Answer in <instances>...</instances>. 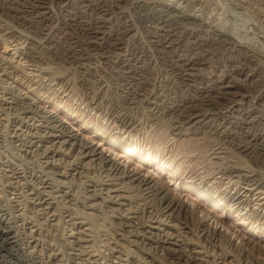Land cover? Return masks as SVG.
I'll use <instances>...</instances> for the list:
<instances>
[{"label": "bare ground", "instance_id": "bare-ground-1", "mask_svg": "<svg viewBox=\"0 0 264 264\" xmlns=\"http://www.w3.org/2000/svg\"><path fill=\"white\" fill-rule=\"evenodd\" d=\"M63 1L65 0H58V2ZM111 1L114 6L122 7L120 10L118 9V22L121 23L122 34L131 35L133 39H136L137 29L141 30V33L147 38V47L143 48L144 51L141 52L143 56L148 58L149 52L153 51L156 55L155 58L161 64L169 67V71L173 75L167 85L175 82V84L178 83L192 91L191 96L181 97L168 107L167 113L171 117L172 113L180 112L179 124H175L173 128L174 134L179 136L177 139H180L181 136L188 137V135L195 139L192 142L190 137H185L178 140L179 144H185L183 141L185 139L186 143L194 147L201 145V141L208 144L205 148L200 146V150L203 149V156H201L206 166L201 167L202 170L198 175L187 177L184 175L185 173L177 170L176 165L161 162V159L156 157L150 147L144 150L141 147L142 144L140 145V139L138 145L137 138L133 143L131 139L132 131L137 126L136 119H133L117 103L106 98V95L100 90L98 91L100 87L98 81L104 75L97 73L102 69H96L98 64H94L96 59L93 60L94 58H91L90 54V57L85 55L88 56L87 58L80 57L82 54L78 56L80 58L74 56L66 58L67 63L79 71L78 84L83 94L75 98L74 85L76 84L71 81L70 71L65 73L66 69H60L57 66L51 67L50 64L46 67H42L41 64L35 65L34 63L39 60H36L38 57L35 50V45L38 42L30 44L23 50L20 46L23 47L28 40L22 38L19 29L15 30L12 27L0 25V42L2 41L1 47L3 48L0 51V75L3 79L0 78V80L8 81L10 89V92L6 91L9 92L7 97L3 99L5 94L1 95L0 107L5 110H13L12 115L8 114L1 125L0 137H7L15 143L19 142L14 145L22 155V159L17 157L19 162L22 160L21 163L16 162V164L13 162L14 160L8 159L9 161L2 164L3 169L1 168L2 172H5L2 175L5 190L3 189L2 192L14 194L17 204L16 206L11 204V208H8L9 205L7 207L4 202H2L3 205L0 203V264H99L100 259L106 260L105 264H107L111 256L127 261L125 264H153L154 262H156L155 264H207L208 262L204 263L198 257L200 252L195 249L196 246H202L203 253L206 252L212 256L213 264H216V258H220L222 263L231 264L227 259H236L237 256L238 264H264V256H253L252 248L247 246V241H251L252 247L258 246L260 240L264 241V171L256 172L250 166H238L233 162L231 165L230 163L221 164L225 161L223 160L224 155H221L225 153V144L227 142L232 144V141L235 140L234 138L231 140V137L225 141L226 137L231 136L228 128H237L239 131L248 132L246 134H248L249 140L258 146V152L264 153L263 115L252 118L249 115L246 116L247 114L245 116L234 114L236 111L243 110L245 104L248 105L247 107L252 106L254 101L256 108L257 105H263L259 103L264 97V92L261 89L256 95V99L251 102L250 89L244 87V83H252L255 80L264 81V63L256 61V56L259 57L260 54L248 43H237L229 35V30H220V24L216 23L218 21L213 15L212 18L209 17V21H203V19L205 20L204 16L203 19H200L201 17L195 19L182 12L183 10L172 13L173 8L160 6L161 8L158 9L153 6L154 3L145 2L147 0ZM131 2H133L134 14L130 17L131 23L129 24V21L126 20L127 13L123 11V8L125 9V6ZM189 2L187 4L190 5V11L194 9L205 13L208 9L206 0ZM238 2L250 7L255 5L260 15L264 12V0H238ZM179 7L182 8V6ZM212 12V8H209L208 13L211 15ZM108 19L105 20L101 17L99 22L102 24L101 27H105ZM42 39H45L48 45L52 44V39L49 36ZM10 45H12L10 50H13V53L9 54L6 48H9ZM119 45L121 44L115 42L111 49L118 52L120 51ZM93 48L95 49V47ZM122 48L124 49V47ZM100 49L103 48H98V50ZM205 49L212 51L209 53L214 58L212 62L210 59H206V56L199 57L197 54L198 56L193 55L194 57L190 56L191 58H189L185 55L187 52L193 51L196 54L197 50ZM217 51L223 53L225 59L216 57ZM119 53H115L117 57H114V60L111 59L109 64L102 61L106 66L104 67L112 73L116 68H124L125 61L128 60L127 56L131 52L125 50L123 54ZM168 62L171 65L167 64ZM208 62L210 65L213 63L210 71L204 75L197 73L199 72L197 70L201 69L199 66L205 67ZM27 66H36L37 68L29 69ZM142 69L144 71L140 72H143L144 75L153 76L155 73L151 63ZM103 71L105 73V70ZM74 73L72 72V75ZM131 76L126 73L123 80H135ZM197 80L200 82L209 81V85H197L195 84ZM45 81L48 82V85L54 82L63 95L59 98L48 93L41 85ZM132 82L121 84L125 94L123 103L130 107L137 100L138 102L145 100L143 94H139L137 88L132 87ZM259 82L258 84H261ZM152 92L151 90L150 95ZM144 96L146 97V94ZM228 96L231 100H226L227 102L224 100L226 103L222 104L224 109L222 115L219 116L214 109L212 112L211 108H207V106L214 105L213 97L222 100ZM6 99L11 100L7 101ZM72 100L75 101V107ZM6 105L8 106L4 108ZM205 106L206 108H204ZM91 112L104 122L103 125L98 126L97 124L93 129L95 134L100 137L99 139L88 136L89 128L86 126L88 123L86 118ZM215 115L216 118L213 117ZM213 119L218 123H211ZM207 120L213 131L206 130ZM260 124L263 125L261 133L256 134L249 131H255V126ZM222 127L224 130L219 131ZM110 128L118 130V133L126 134L127 140L117 138L118 135L115 133L110 134L108 132ZM115 132L117 133V131ZM218 138L220 139L218 140ZM209 139L218 141L209 147V141H211ZM236 142L238 145L235 149L238 153L249 154V143L247 144L249 146H246V144ZM216 144L217 148H215ZM115 146L122 150L117 151ZM131 155L136 159H133L134 157L132 158ZM57 156H62L64 159L56 158ZM41 158L45 159L42 163L40 162ZM263 161L264 159L258 162ZM143 162L149 164L150 167L144 165ZM209 167L212 171L209 170ZM214 167L216 169L213 172ZM155 172L168 175V181L172 186L174 185L171 188L172 191L169 187H163L161 180L153 177ZM84 178L87 179L88 184H85ZM90 187L92 189H89ZM193 195L198 199L202 198L205 203L198 202ZM77 202L81 203L87 211L103 209L105 204H111L106 205V208H108V212H111L109 217L111 216L114 223L112 226L115 227L110 226L112 230H108V240L113 239L114 244L111 246L108 242L105 244L106 249L111 252L105 254L97 251L96 254H93V249L87 251V247L92 245H88L90 240L86 239V236H90L88 232L89 230L91 232V229L83 225H90L89 219L92 213L83 211L84 209L77 206ZM19 205L24 208L20 213L18 211L22 208H17ZM209 205H212L214 209ZM73 218L82 219L76 221ZM231 218L235 222H232ZM153 219L157 221L158 226L147 224ZM63 224H68L70 229L75 231V235L70 234L69 238H65L66 251L60 252L48 241L50 238L46 242L43 241L45 235L40 229L46 225L48 228L51 227L50 229H53L54 232L56 227L63 229ZM161 225L164 227L159 228ZM33 227H37L39 232L32 230ZM164 230L166 232L163 234ZM187 232L198 238L197 244L183 240ZM180 237L183 238L179 239ZM136 238H141L143 241L141 240L139 243ZM145 239L148 240L147 243ZM120 240L126 242L127 245H124ZM144 243L146 244L144 245ZM191 243L194 246L190 247ZM130 245L140 249L145 256L131 249ZM58 246L60 245L58 244ZM115 246H120L122 249L115 250ZM155 250H160L161 255L157 254L158 252ZM121 254L127 258L122 259ZM94 256H97L98 259H95ZM4 257H9V260ZM78 259L81 262H78ZM91 260L92 262H90ZM118 264H124V262Z\"/></svg>", "mask_w": 264, "mask_h": 264}, {"label": "rangeland", "instance_id": "rangeland-1", "mask_svg": "<svg viewBox=\"0 0 264 264\" xmlns=\"http://www.w3.org/2000/svg\"><path fill=\"white\" fill-rule=\"evenodd\" d=\"M133 1H135V0H133ZM155 1L156 0H152V1L147 0L145 2L154 3L153 6L155 8L157 7L158 9L161 8L160 6H165L167 8H173L174 10L172 11V13H174V11H176L178 13V12H181L183 10L182 12L187 13L190 17H194L195 19H199L200 17H201L200 19H203V16H204L205 20L203 19V21H209L210 18H212L211 17L212 15H213V17L215 16L216 19L215 18L214 19L216 21H218V22H216V21L215 22L220 24V30L221 29L222 30L225 29V31L229 30L230 31L229 35L233 39H235V41H237V43H244L245 42V43H248L253 48H255L257 50V52L260 54L259 57H258V55L256 56L257 57L256 61L264 63V15H263L264 12L261 13V15L258 14L259 10L255 7V5L253 7L252 6L250 7L248 5L247 6L241 5L238 2V0L237 1H235V0H206L208 2L207 3L208 9L207 10L205 9L206 11H205V13H203L202 11H198V10H194V9H192V11L189 10L190 5L187 3H190L189 1H192V0H180V1L179 0H176V1H174V0H166V1L165 0H158L156 2ZM173 2H174V4H173ZM155 3H156V5H155ZM132 5H133V2H131L129 5L127 4V6H125V9L123 8V11L125 13H127L128 18H126V20L129 21V24L131 23L130 17L133 16L132 14H134V6H132ZM179 6H182V8ZM121 8L114 6L111 0H74V1L73 0H65L63 2H58V0H0V25H3L4 27H8V28L12 27V29H15V30L19 29L18 31H19V34L22 36V38L23 39L27 38L26 40H28L25 44L23 43L24 44L23 47H22V45L20 46L21 49H23V50H25L28 46H30V44H33V43L36 44L38 42V44L35 45V48H36L35 50L37 52L36 55L38 57V58H36V60H38V59L39 60L34 63L35 65L41 64L42 67H46L47 65L49 66V64H50L51 67L57 66L60 69H63V68L66 69L65 73L70 71L69 73H71V75H70L71 81L76 84V85H74V87H75L74 94L76 95V96L74 95L75 98H77L81 94H83V91H82L81 87H79L80 85L78 84L79 83L78 79L80 78L79 73H78L79 71H78V69L71 66L70 63H67L66 58H68L69 56H74L77 58H80V57L87 58L88 56H85V55L90 54L91 58H94L93 60L96 59L94 62V64H96V65L98 64L97 66L95 65L96 69H99V70L102 69L101 72L103 70H105V73H104V71L102 73L97 72V73L104 75V77H101L102 79L100 78L101 80L99 79V81H98L99 86H100L98 88V91L100 90L102 93H104L106 95V98L117 103V105L121 106L123 108V110L125 109V111L129 115H131L133 117V119H136L135 123L137 124V126L132 131V134H133L132 139L130 137H129V139H131V141L134 143L135 138H137V141H136L137 145L139 144L138 141L140 139V145L142 144L141 147L144 150H146L147 148L150 147V150L153 151V153L156 155V157H159L161 159V162L172 163L173 165H176L177 170L183 174L185 173L184 175H186L187 177L192 176V175L196 176L201 172L202 168L206 166L205 163L203 162L204 159L202 157L203 156V153H202L203 149L200 150L201 149L200 146L202 148L203 147L205 148L206 145H208V144L205 141H201L202 142V143H200L201 145H197V147L199 146L198 150H197V147L190 146L188 143H186L187 142L186 139L183 140L185 142V144H179L178 140H181L182 138L187 137V136H181L180 139H177L179 136L174 134L175 130L173 128H174L175 124L176 125L179 124L178 121H180V118H181L179 116L180 112L172 113L171 117H170V114L167 113L168 107H170L175 102H177V100L180 99L181 97L186 98V97L191 96L192 91H190V89H188L185 86H180L178 83L175 84V82H171L169 85H167V82L172 80L171 76L173 74L171 73V71H169V67L167 65L165 66V64H161V62L159 60H157V58H155L156 55L154 54L153 51L149 52L148 58L143 56V53H141V52L144 51V49H146V47H147L146 46L147 38L144 36L143 33H141L142 32L141 30L137 29L138 34L136 33V39H133L131 35L122 34L121 29H120L121 23L118 22V19H119L118 18V11ZM209 8L210 9L212 8V11H213L211 13V15L208 13ZM253 10H255V11L257 10V11L255 12ZM102 15H105V16H102ZM207 15H208V17H207ZM101 17L104 18L105 20L109 18L107 20L108 22L104 25L105 27H101L102 24L99 23ZM20 30H22V31H20ZM134 31H136V30H134ZM29 32H31V33H29ZM24 34H25V36H24ZM46 36H49L52 39V44L48 45L45 42V39H42V38H45ZM51 39H49V40H51ZM30 41H33V42H30ZM115 42H118L121 44V45H119V47H120V51H118V52H120L119 54H123L125 50H127L129 53L130 52L131 53L129 54V56H127L128 60L125 61L124 68L123 67L122 68H116L115 72L112 73L109 70H107V68H105L106 66L103 64V62L106 61L107 64H109L112 60L115 59L114 57H117V54H115V53H118V52L114 49H111V47H114L113 44ZM0 43H1L0 44V51H2V49H3L1 47L2 41ZM43 43H45V44H43ZM12 44H14V43H12ZM110 45H112V46H110ZM93 47H95L96 50ZM122 47H124V49ZM11 48H12V45H10L9 48H6L9 54H10V52L13 53V50H10ZM39 48H40V50H39ZM98 48H103V49L98 50ZM37 50H39V51H37ZM197 51H198V53H197ZM197 51H196V54H195V52L192 51V52L185 53V55L189 58L194 57V56H198V55H199V57L206 56V59H208V60L210 59L211 62L214 60V58L209 55V53L212 52V51H209V49H205L203 51L202 50H200V51L197 50ZM80 54H82V56H80ZM90 55H89V57H90ZM200 55H203V56H200ZM216 55H217L216 57H219L220 59L221 58L225 59L224 54L221 53L220 51H217ZM78 56H80V57H78ZM221 56H223V57H221ZM98 58H100V59H98ZM258 58H259V60H258ZM167 59L172 60L170 58H167ZM147 61H148V63H147ZM99 62H100V65H99ZM169 62L167 64L171 65V63H169ZM209 62H208V65H206L205 67L199 66V68H201V69L200 70L198 69L197 71H199V72H197V73H199V74L201 73L203 75L205 73H208L210 71V67L213 64L212 63L210 65ZM150 63L154 67L155 73L153 74V76L144 75L143 72H140V71H144L142 68L148 66ZM27 64H29V63H27ZM154 64H155V66H154ZM27 68L36 69L37 67L36 66H33V67L27 66ZM164 68L167 70H165ZM73 69H75V70H73ZM120 69H122V70H120ZM131 70H133V71H131ZM126 71H128V72H126ZM72 72L73 73L75 72L76 74L74 73L72 75ZM126 73L129 74L130 76L132 75L131 77L134 78L135 80H131V81L123 80ZM167 73H168V75H167ZM107 74H108V76H107ZM135 74H136V76H135ZM112 75H114V76H112ZM0 76H1L0 78H2V75H0ZM164 76H165L166 80L163 79ZM84 77H87V76L84 75ZM72 78L73 79L76 78V79L73 80ZM113 79H115L116 81ZM0 81H1L0 85L2 86V88L0 86V89H1L0 90V99H1V95L3 96V93L5 94L2 97L4 99L5 97L8 96L7 93L10 92V89H9V85L7 84L8 81H2V80H0ZM138 81L140 82L139 84H138ZM203 81L200 82L199 80H197L195 82V84H197V85L201 84V86L209 85V83H208L209 81H206V80H203ZM123 82L124 83H126V82L131 83L132 82V87H135V89L137 88L136 89L137 92L139 94H143V98H145V100H143L142 102H138V100H137L138 103L135 102V103H133V105L131 104V107L128 104L123 103L124 98H125L124 97L125 94L123 92L124 90L122 89V85H123L122 83ZM254 82H255V84H254ZM254 82L244 83L245 84L244 87L246 89L249 88L251 90V91L249 90L251 102L256 99V95H258V92H260V89L262 92H264V85H263L264 81L259 82L258 80H255ZM258 82L261 84H258ZM140 84H141V86H140ZM41 85H43V88L46 89L48 93H51L56 97L60 98V96L63 95V93H60V89H58V87L56 85H54V82H51L48 85V82L45 81ZM248 85H249V87H248ZM251 85H253V86L251 87ZM4 86H6L7 89L3 88ZM177 86H178V88H177ZM117 87H118V89H117ZM119 87H120V89H119ZM146 88H147V90H145ZM256 88H257V90H256ZM150 89L153 91L151 93V95H150V91H151ZM163 89H165V90H163ZM169 89H171V90H169ZM253 89H255V90H253ZM148 90H149V92H148ZM6 91H9V92H6ZM147 93H149V94H147ZM145 94H146L147 98L144 96ZM6 100L9 101L11 99H6ZM212 100H213L212 102L214 103V105H212V106L210 105V107L207 106V108H211L212 112L215 111V113H217L220 116L224 112L223 111L224 110L223 105L227 101H230L231 98H229V96H228V98L225 97L224 99L219 100V99L213 97ZM224 100L225 101L227 100V101L225 102ZM223 101H224V103H222ZM148 102H150V103H148ZM254 102H252L253 105L249 106V107H247L248 106L247 104H245V106L243 104V106H244L243 110L244 111L243 110H240V112L236 111L234 114L235 115L241 114L243 116H245L247 114L246 116L249 115L252 118L256 117V116L261 117V115H263L262 117H264V110H262V109H264V97L262 98V100L259 101V103H261L263 105H260V106L257 105V108H256V106H254ZM204 103H206V102H204ZM218 103H220V105H218ZM73 104L75 107L76 106L75 101H73ZM7 106L8 105H6L4 108H6ZM219 106H221V107H219ZM262 106H263V108H262ZM204 108H206V106ZM213 109H214V111H213ZM3 111H4V113H3ZM5 112H6V114H5ZM9 112H11V113H9ZM12 112H13V110H5V109L0 107V118H1L0 119V121H1L0 122V129H1V125L3 124V121L7 117V115L8 114L12 115ZM210 115H212V114H210ZM213 117L216 118V115ZM34 118H37V117L34 116ZM86 120H87L86 122H88L86 126L89 128V130L87 129L88 130V136L90 138L92 137L95 139H99L100 137H98V135L95 134L93 129L97 124H98V126L103 125L104 122L101 121L99 118H97L96 115H93V112H91L89 114V116L86 118ZM208 120H209V118H208ZM211 123L217 124L218 121L215 122V120L213 119V122H211ZM206 126H207L206 130L209 129L210 131H213L209 127V121H208V124ZM255 128H256V129H254L255 131H251V130H249V131L254 132L256 134H259L263 130V125L262 124L257 125V126H255ZM111 130H112L111 128L108 130V132H110V134L115 133L116 135H118L117 138L127 140L126 134H121L120 132L118 133V130H112V131ZM220 130L221 131L224 130L223 127L220 128L219 131ZM230 130H232V131H230ZM115 131H117V133ZM242 131L243 130L239 131L237 128H232V129L228 128V132H230L231 136L226 137L225 141L232 137L231 140L234 138L235 142L232 141V144L230 142H227L225 144V146H224L226 148L225 153L221 154V155H224L225 158L223 160H225V161L222 162L221 164L224 165L225 163H230V165H231V163L233 162V164L235 163L234 165H238V166H240V165L241 166L246 165L244 167L250 166L251 169H255L256 172L264 171V161L261 163L258 162L259 160L264 159L263 158L264 153L258 152L259 151L258 146L254 145L249 140V136H248V134H246L248 132H245V131L242 132ZM0 132H2V129L0 130ZM199 135H202V134H199ZM190 136L191 135H188V137H190ZM190 138L189 139L192 140V142H193V140H195L193 137H190ZM216 138H217V136H216ZM219 139L220 138H218V140ZM10 140L11 139H8L7 137L6 138L0 137V176H1L0 177L1 178L0 179V192H1L0 193V203L2 205L5 203L4 205L7 207L9 205L8 208H11L10 207L11 204L16 206L17 203L15 202V195L14 194H7L6 192H2L5 190L4 184H3L4 178L2 177V175L5 172L4 171L2 172V169H3L2 164L5 161H9V160L10 161L14 160L13 161L14 163H16V162L21 163L22 162V160H21V162H19V160H18L19 157H21L19 159H22V155H20L21 152L18 149L16 150L17 147L15 146L19 142L15 143L12 140L10 142ZM209 140H211V139H209ZM218 140H214V141L211 140L212 143H211V141H209L210 142L209 147L214 142H217ZM236 141H238L240 144H244V145L246 144V146L250 145L249 146L250 147L249 154L247 153L245 155H242L243 153H238V151L235 149V148H237L236 145H238ZM243 142H245V143H243ZM248 143H249V145H247ZM191 147H192V149L193 148L194 149L192 150ZM115 148L119 152L122 150L116 146H115ZM215 148H217V144H216ZM236 151H237L238 155H236L237 154ZM251 153L253 154V156ZM59 157H62V156H57L56 158H59ZM133 157L134 156H132V158ZM240 157H241V159H239ZM62 158L64 159V157H62ZM133 159H136V158L134 157ZM44 160L45 159L41 158L40 162L42 163ZM226 160L229 162H227ZM36 162H38V160H36ZM56 162H58V161H56ZM200 162H202L203 164ZM143 164L150 167V165L145 163V162H143ZM258 165H260V166H258ZM215 169H216V167H214L213 172L215 171ZM209 170L212 171V169L210 167H209ZM90 171H91V169H90ZM56 177H60V176H56ZM153 177L155 179L161 180V185L165 188L169 187V189H171L174 186V185L172 186L171 183L168 181V179H167L168 175L165 173L162 174V173H156L155 172ZM83 180H84L85 184H88V181L86 178H84ZM1 181H2V184H1ZM89 189H92V187H90ZM171 191H172V189H171ZM191 193H192V191H191ZM194 198H195V200H198V202H200V203H203V204L205 203V201L202 198L198 199L195 196H194ZM8 200H10V201H8ZM2 202H4V203H2ZM106 205L109 206L111 204H105L103 209L98 208L97 210H90V211L88 210L87 211L86 209H84L82 207L81 203L77 202V206L81 207L82 210L84 209L83 211L86 210L87 212L92 213V216H90V219H89L90 225L87 226L85 224L83 226L90 227V229H91V232H90V230L88 232L90 236H86V239L88 238V240H90L88 245L92 244L91 246L87 247V251H91L93 249V251H94L93 254H96L97 251L100 253L103 252V253L107 254L111 251L106 249L105 244L107 242L109 243L110 246L112 244H114L113 239L108 240V238H109L108 230L109 229L112 230L110 228V226L111 227H115V226H112V225H114V223L112 221L111 216L109 217V214H111V212L110 211L108 212V208H106ZM71 206L73 207V205H71ZM209 206H211L214 209V207L212 205H209ZM19 207L22 208V210H19L18 213H20L24 209L22 207V205H19L17 208H19ZM216 210L220 211L219 209H216ZM27 214H29V213H27ZM197 214L199 215L200 213L198 212ZM23 217H25V216L23 215ZM91 218H93V219L91 220ZM73 219L75 220L76 218H73ZM81 219L82 218H78V219H76V221H81ZM154 219L151 222H147V224L149 223L151 226H158L157 221H154ZM87 220H85V221H87ZM229 220H230V218H229ZM231 221L235 222V220L232 218H231ZM169 223H171V222H169ZM163 227L164 226L161 225L159 228H163ZM50 228H48L46 225H43L42 228L40 229V231H42V233L45 235V236H43V238H44L43 241L45 240L44 242H46V240H48L50 238L48 241L52 245L57 247L58 250H60V252L66 251L65 246L67 243L65 241V238L66 237L69 238L70 234L75 235V233H74L75 231L73 229H70L71 227L68 226V224H63V229L56 227L57 230H55L56 228L54 227L55 228L54 229L55 234H53L54 233L53 229H50ZM18 229H20V228H18ZM32 230H38V229H37V227H33ZM166 230H164L162 233L164 234L166 232ZM46 231H47V234H46ZM38 232H39V230H38ZM56 234H57V236H56ZM46 235H48V237H46ZM52 235H55V236H52ZM184 236H185V239H183V240L197 244L198 238L196 236H194V234L187 232V233H185ZM52 237L53 238L55 237V238L53 239ZM181 238H183V237H180L179 239H181ZM136 239H137V241H139V243L142 240L141 238H136ZM120 242H122L124 245H127V243L124 242L123 240H120ZM145 242L147 243L148 240H146ZM237 242H238V240H237ZM60 243H62L63 245ZM64 243H66V244H64ZM146 243H144V245ZM192 243H191L190 247L194 246V244H192ZM58 244L60 246H58ZM263 245H264V241L260 240V242L258 243V246L252 247L251 241H249V242L247 241V246H249L250 249L252 248L251 250L253 252V256H255V257L264 256V246ZM91 247H93V248H91ZM130 247L134 251H137V253L143 254V252L140 249L136 248L134 245H130ZM146 247H148V246H146ZM201 247L202 246H196V248H195L197 251L200 252L198 254V257L201 260H203L204 263L208 262L207 264H213V261L211 258L212 256L209 253H206V252L203 253L204 249ZM59 248H61V249H59ZM118 249H122V248H120V246H115V250H118ZM155 251L158 252L157 254H159V255H161V253H162L160 250H155ZM115 255H117V253H115ZM134 255L136 257L135 253H134ZM143 255L145 256V254H143ZM159 255H158V257H159ZM120 256L122 259L127 258V257H125L124 254L123 255L121 254ZM94 258L98 259L97 256H94ZM159 258H161V257H159ZM4 259L9 260V257H4ZM238 259L239 258L237 256L236 259L229 258V259H227V261H230L231 264H235V263L238 264V262H239ZM77 261L81 262L80 259H78ZM99 261H100L99 264H105L106 263V260H104V259H100ZM90 262H92V260ZM107 262H108L107 264H118V263H123V262L125 264L127 261L125 262V261L120 260V258H114L111 256V258ZM215 262H216V264H225V262L224 263L221 262L220 258H216ZM155 263L156 262H154L153 264H155ZM240 264H242V263H240Z\"/></svg>", "mask_w": 264, "mask_h": 264}]
</instances>
